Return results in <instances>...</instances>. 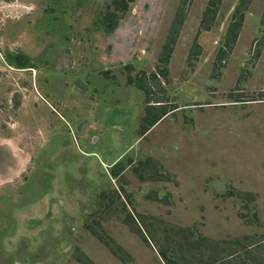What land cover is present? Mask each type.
Listing matches in <instances>:
<instances>
[{"label":"rangeland","instance_id":"1","mask_svg":"<svg viewBox=\"0 0 264 264\" xmlns=\"http://www.w3.org/2000/svg\"><path fill=\"white\" fill-rule=\"evenodd\" d=\"M114 1L0 0V264H264V0L220 62L239 0L209 32L191 0L144 136L129 79L158 73L181 0Z\"/></svg>","mask_w":264,"mask_h":264},{"label":"trees","instance_id":"2","mask_svg":"<svg viewBox=\"0 0 264 264\" xmlns=\"http://www.w3.org/2000/svg\"><path fill=\"white\" fill-rule=\"evenodd\" d=\"M130 2V0H116L113 2V5L115 6L116 10L124 14L128 11ZM221 2L222 0H209L208 6L200 23V32H209L212 30L218 17ZM252 2L253 0H239L237 2L231 23L229 24L225 34L224 45L217 57L219 62L224 58H227L229 54L234 50V47L237 44L244 26L245 12L249 9ZM190 3L191 0H181L180 2L162 54L159 58L161 67L159 68L158 73H154L151 76H148L146 73H142V75L140 76L129 79L130 83L134 84L136 88H138L145 94L146 102L148 104L145 108V115L142 118V123L140 126V134L142 136H144L153 126H155L170 112V110L167 109L164 101L156 95V91L154 90L155 87H161V82L159 81L160 78L166 79L168 77V66L170 63V58L174 52L180 30L184 24L186 13ZM122 18L123 17L119 16L117 13H110L106 17L104 26L107 35L111 36L114 33L115 29L119 25V21H121ZM263 44L264 41H261L259 43L255 55V60H258V58L260 57ZM200 54V44L198 43V41H195L194 46L190 52V56L197 60ZM242 101L245 100H239L238 102ZM122 170L123 169H120L119 171L115 170L114 176L117 177ZM106 244L109 243L106 242ZM159 254L166 264H173L169 256L164 251L160 250ZM236 255L237 254L235 253L229 254L227 257H223L220 260H215L210 264H220L229 259H233Z\"/></svg>","mask_w":264,"mask_h":264},{"label":"water","instance_id":"3","mask_svg":"<svg viewBox=\"0 0 264 264\" xmlns=\"http://www.w3.org/2000/svg\"><path fill=\"white\" fill-rule=\"evenodd\" d=\"M14 156H13V151L11 150V148L9 146H0V171L1 172H7V171H4L3 167H4V164L2 162L3 161H13L15 162V159H13Z\"/></svg>","mask_w":264,"mask_h":264},{"label":"bare ground","instance_id":"4","mask_svg":"<svg viewBox=\"0 0 264 264\" xmlns=\"http://www.w3.org/2000/svg\"><path fill=\"white\" fill-rule=\"evenodd\" d=\"M2 162L4 164V167H3L4 171H7L9 169H14V167L16 166V163L13 161L10 162V161H3L2 160Z\"/></svg>","mask_w":264,"mask_h":264}]
</instances>
